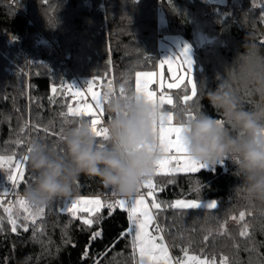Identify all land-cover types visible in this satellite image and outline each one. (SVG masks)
<instances>
[{
  "label": "trees",
  "instance_id": "obj_1",
  "mask_svg": "<svg viewBox=\"0 0 264 264\" xmlns=\"http://www.w3.org/2000/svg\"><path fill=\"white\" fill-rule=\"evenodd\" d=\"M7 1L0 0V155L19 157L33 139L54 145L59 152L63 143L56 136L33 128L38 124L55 132L68 125L60 113L74 101L56 95L50 102L52 87L76 79L88 83L93 78L101 83L114 80L117 91L125 79L134 87L136 71H157L160 35H181L193 46V80L199 86L188 103L200 99V84L207 89L217 86V76L223 77L225 68L244 51L248 34L264 48V0L213 4L205 0H16L18 8ZM199 34L212 38V44L201 48ZM183 92L181 87L171 94L176 99ZM202 105L218 115L207 100ZM26 121L28 127L21 132ZM18 138L23 145L15 142ZM234 171V161L226 159L212 169L154 176L160 185L155 197L162 205L155 212L175 256L190 245L193 254L215 256L217 264L222 256L228 257V264H264V211L245 205L233 192L240 183ZM26 176H33L29 162ZM76 184L70 197L54 200L35 222L25 221L21 211L18 224L26 223L27 230L18 226L11 231L7 213L0 207L4 217L0 264H135L131 236L121 235L129 227L124 209L117 207L111 214L101 209L91 216V226L80 219L88 214L72 217L61 210L76 196L108 200L118 199L119 193L112 197L111 188L87 174H81ZM9 185L0 170V191ZM26 185L21 183L15 192L22 196ZM178 199L205 205L169 207ZM213 200L217 207L207 209ZM242 210L243 220L232 218ZM245 224L247 235L242 236ZM96 231L101 235L91 239Z\"/></svg>",
  "mask_w": 264,
  "mask_h": 264
},
{
  "label": "clouds",
  "instance_id": "obj_2",
  "mask_svg": "<svg viewBox=\"0 0 264 264\" xmlns=\"http://www.w3.org/2000/svg\"><path fill=\"white\" fill-rule=\"evenodd\" d=\"M243 52L225 68L214 89L203 84L200 99L191 103L177 100L175 121L183 124L187 154L207 166L226 159L235 163L240 180L234 191L245 205L264 211V48L248 34ZM125 95L108 93L105 127L107 140H99L87 119L64 128L63 147L38 139L29 142V165L33 180L22 197L34 208H45L58 198L70 197L81 174L98 177L102 184L131 197L143 181L154 174L163 156L153 125L162 109L138 95L125 79ZM120 86V87H121ZM198 87L199 85L196 84ZM207 100L213 112L206 111ZM190 110L192 118L184 113Z\"/></svg>",
  "mask_w": 264,
  "mask_h": 264
},
{
  "label": "snow or ice",
  "instance_id": "obj_3",
  "mask_svg": "<svg viewBox=\"0 0 264 264\" xmlns=\"http://www.w3.org/2000/svg\"><path fill=\"white\" fill-rule=\"evenodd\" d=\"M190 47L185 46L178 54L164 58L160 61L161 71L159 73L153 71H136L134 73L135 83L133 90L138 95H143L153 104H159L162 112L159 122L154 123L153 131L157 134L158 144L163 153V156L157 161L154 174L151 178L143 181L141 187L130 198L108 199L103 200L100 196L87 197L76 196L70 201L65 202V206L61 209L70 213L72 217L81 215L85 225L91 226L94 220L91 218L93 214H97L101 209L107 208L109 214L117 207L124 209L127 212V220L129 227L126 232L121 233L122 236H131V248L133 251V259L135 264H217L215 256L208 258L201 255L193 254L190 245L180 249L182 255L173 256L170 253V246L165 242V238L161 233L163 230L156 227L150 230L153 224L154 215L152 209H161V203L157 202L154 192L160 188L156 184L153 177L159 174L175 175L179 172L195 173L207 165L196 161L190 157L187 152V145L183 139L185 126L178 124L175 121L174 111H167V121L165 122V111L174 109L177 99L187 104L197 96V86L191 77L193 60L190 55ZM164 65H167V72L171 74L173 82L166 83L164 79ZM187 76V83L185 79ZM159 87V92L154 90ZM189 85L190 95H189ZM183 86V95L174 99L173 95L167 90L180 89ZM99 89V90H98ZM53 95L49 97L50 102H54L56 95L68 96L74 104L68 103L66 111H62L60 116L63 118L64 124H70L78 119H87L92 125V130L96 137L101 140H107L108 129L105 127L106 102L108 93H119L125 95V89L121 86L117 91L114 80H108L107 83H101L97 78L88 81L84 88H78L72 84H62L60 87H52ZM186 118H192L193 114L190 110L184 113ZM28 127L26 121L21 128V132ZM37 131H43L46 135H54L60 142L64 139V127L59 131H51L48 127L41 129L40 125H33ZM17 144H24L23 139H17ZM31 147L28 144L23 155L17 157L14 153L10 155H0V170L5 172L7 180L10 181L12 189H17L21 183L28 184L29 180H33V176L27 177V164L29 160L28 154L31 152ZM60 151V149H59ZM223 163V161H221ZM147 189V197H151V202L145 198V194L141 189ZM10 189L3 188L0 191V207L7 213L8 223L11 225V231L16 232L17 227H23L27 230V224H18L20 219L19 211H13L14 208L22 210L25 215V221L35 222L37 217L44 214L45 208H34L30 205L17 191L14 201H6L4 197L8 196ZM112 197H116L115 190H111ZM201 206L199 200H175L169 207L176 209H196ZM217 201H209L206 204L207 209H215ZM245 211H240L239 216H233V219L243 220ZM4 217H0V231L3 230ZM247 224L244 225V230L240 235H247ZM99 231L93 232L91 239L100 236ZM207 239V236H205ZM138 254V255H137ZM85 257L89 255L87 250L83 253ZM219 264H228V257L222 256Z\"/></svg>",
  "mask_w": 264,
  "mask_h": 264
},
{
  "label": "rangeland",
  "instance_id": "obj_4",
  "mask_svg": "<svg viewBox=\"0 0 264 264\" xmlns=\"http://www.w3.org/2000/svg\"><path fill=\"white\" fill-rule=\"evenodd\" d=\"M205 1L210 3V4H213V3H219V2L221 3V2H224L225 0H205ZM159 22L160 23L163 22V18H162L161 13L159 14ZM186 45L189 46L190 50H191L190 51V55H191V58L193 60L192 70H191V77L193 79L194 71H195V68H196L193 46L187 39H185L181 35H167L166 34V35H160L159 36V38H158L159 60H158V67H157L156 73H159L161 71L160 61L162 59L170 57V56H173L175 54H178ZM164 79H165L166 83L173 82L172 78H171V74L169 72H167V65H164ZM185 83H187V76H186V79H185ZM69 84H72V85H74V86H76L78 88H83V87H85L87 85V82H83L81 80L76 79L75 81H72ZM181 87H183V86H181ZM189 88H191V85H189ZM173 90H176V89L167 90V91L171 93ZM157 91L159 92V87H158ZM74 103H75V101L73 102V104ZM204 168L212 169L213 167L212 166H206ZM179 173H182V172H179ZM73 198H75V197H73ZM73 198H71V199H73ZM204 205L205 204L201 202V206H204ZM13 211H14V213L17 212V211H19V213H20L22 210H18L16 208H14ZM170 253H171V251H170Z\"/></svg>",
  "mask_w": 264,
  "mask_h": 264
},
{
  "label": "built area",
  "instance_id": "obj_5",
  "mask_svg": "<svg viewBox=\"0 0 264 264\" xmlns=\"http://www.w3.org/2000/svg\"><path fill=\"white\" fill-rule=\"evenodd\" d=\"M7 2H8L9 5H11V6L15 7V8H18V7L16 6V5H17V1H16V0H9V1H7ZM22 12H23V11H22ZM83 88H84V87H83ZM8 188L10 189V192H9L8 196H6V198H8L9 200H13L14 198H16V195H15V193H16V192H15V189H12V185H9ZM141 192L145 194V198H146V200H148L149 203H150L152 198H151V197H147V195H146V193H147V189L142 188V189H141ZM154 195H155V192H154ZM152 211H153V215H154V220H153V227H154V229H155L156 227H159V228H161V229L163 230V227H162L160 221L158 220V217H157V214H156V212H155V209H152ZM154 229H153V230H154ZM154 234H162V235L164 236V238H165V234H164L163 231H162L161 233H155V232H154ZM165 241H166V238H165ZM172 255L175 256V254H173V253H172Z\"/></svg>",
  "mask_w": 264,
  "mask_h": 264
},
{
  "label": "water",
  "instance_id": "obj_6",
  "mask_svg": "<svg viewBox=\"0 0 264 264\" xmlns=\"http://www.w3.org/2000/svg\"><path fill=\"white\" fill-rule=\"evenodd\" d=\"M198 41L200 43L201 48H206L212 44L213 39L207 37L206 35L199 34Z\"/></svg>",
  "mask_w": 264,
  "mask_h": 264
},
{
  "label": "crops",
  "instance_id": "obj_7",
  "mask_svg": "<svg viewBox=\"0 0 264 264\" xmlns=\"http://www.w3.org/2000/svg\"><path fill=\"white\" fill-rule=\"evenodd\" d=\"M154 90H156V91L158 90V85H157V87ZM182 173H184V172H182ZM153 180H154V177H153ZM120 198H130V197L119 194L118 195V199H120ZM152 227H153V224L150 226V230H152Z\"/></svg>",
  "mask_w": 264,
  "mask_h": 264
}]
</instances>
